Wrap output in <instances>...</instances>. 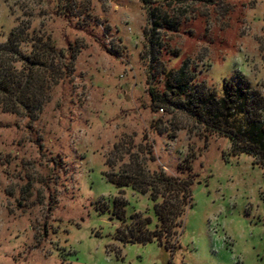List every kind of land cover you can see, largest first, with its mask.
Instances as JSON below:
<instances>
[{"label":"rangeland","instance_id":"obj_1","mask_svg":"<svg viewBox=\"0 0 264 264\" xmlns=\"http://www.w3.org/2000/svg\"><path fill=\"white\" fill-rule=\"evenodd\" d=\"M148 2L0 0V264H264V168L148 93L184 67L264 97V0ZM157 174L187 182L176 234L117 238L161 199L112 180Z\"/></svg>","mask_w":264,"mask_h":264},{"label":"trees","instance_id":"obj_2","mask_svg":"<svg viewBox=\"0 0 264 264\" xmlns=\"http://www.w3.org/2000/svg\"><path fill=\"white\" fill-rule=\"evenodd\" d=\"M181 1V0H173ZM203 2L205 0H189ZM149 3L148 0H145ZM154 10L148 11V19L151 22ZM152 24V22L150 23ZM157 25L148 29V45L150 58H152L153 40L152 35ZM193 74L186 75L184 67L178 71H171L166 74L165 89L162 93L154 92L149 88L150 104L153 110L158 108H175L186 112L204 129L218 136L228 138L232 145V151L236 154L246 153L255 158V161L264 168V97L257 90L250 87L249 82L241 75L223 81L221 95L204 93L202 91L191 92L190 82ZM6 81L1 82V88L9 91ZM161 174L152 176L144 188L137 189L144 182L140 178H131L137 182L136 186L132 181L122 182L112 180L116 187L130 186L132 190L145 194L151 191L150 200L155 202L161 199L160 203H154V215L158 226L149 229L150 219L139 220L137 224L130 225L131 231H123V227L117 230V238L130 234L129 242L151 240L162 235L172 237L176 234L175 228L179 226L180 218L183 215L187 204V182L183 183L176 177H160ZM162 187V188H161ZM164 188V192H162ZM154 190V191H153ZM175 191L177 196L176 204H169L166 191ZM122 199L114 200V212L118 215L123 212ZM136 216V215H134ZM140 219V218H139Z\"/></svg>","mask_w":264,"mask_h":264}]
</instances>
